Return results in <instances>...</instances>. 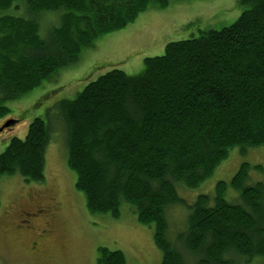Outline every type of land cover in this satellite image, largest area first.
<instances>
[{
	"label": "trees",
	"instance_id": "obj_1",
	"mask_svg": "<svg viewBox=\"0 0 264 264\" xmlns=\"http://www.w3.org/2000/svg\"><path fill=\"white\" fill-rule=\"evenodd\" d=\"M170 1L0 0V120L11 112L7 102L76 63L98 37ZM240 2L247 8L228 27L170 42L163 55L145 59L141 73L111 69L57 104L88 210L117 218L122 203L131 204L138 220L154 226L161 264L264 257V182L245 185L249 163L218 182L214 197L198 195L187 229L168 238L167 209L184 203L176 185L197 187L236 145H264V0ZM53 11L60 22L42 35L49 25L42 17ZM28 129L0 154V178L18 172L44 181L51 128L36 117ZM230 186L242 202L224 195ZM126 262L122 250L100 247L99 264Z\"/></svg>",
	"mask_w": 264,
	"mask_h": 264
},
{
	"label": "rangeland",
	"instance_id": "obj_2",
	"mask_svg": "<svg viewBox=\"0 0 264 264\" xmlns=\"http://www.w3.org/2000/svg\"><path fill=\"white\" fill-rule=\"evenodd\" d=\"M170 2L162 8L151 6L126 27L101 35L93 46L83 49L76 63L60 68L43 85L6 103L11 112L0 120V127L10 119L17 123L0 132V154L15 136L26 137L36 117H42L51 128V141L46 149L44 181H26L18 172L0 178V264H44L39 259H29L31 238L22 235L18 228L17 205L30 201L47 203L53 215V233L47 241L53 256L50 264H99L100 247L122 250L127 257L126 264L162 263L163 254L155 243L154 226L138 220L131 204L123 202L121 216L117 218L110 212L92 214L88 210L85 193L76 186L77 173L68 165L67 128L58 116L57 104L75 98L91 81L111 69H122L130 75L141 73L145 59L163 55L168 43L197 38L208 29L228 27L247 8L240 0ZM50 14L42 17L49 24L44 23L45 29L41 27L42 35L51 30V25L60 22V12ZM244 163L251 165L245 185L264 182V145L249 146L245 151L236 145L200 185L192 189L183 182L176 185L184 203L167 209L170 241L173 242V235L187 229L188 205L203 193L214 197L216 184L229 183ZM224 195L231 202H242L232 186ZM239 258L243 260L237 258L238 264H264L263 256H255L250 262L245 257Z\"/></svg>",
	"mask_w": 264,
	"mask_h": 264
},
{
	"label": "flooded vegetation",
	"instance_id": "obj_3",
	"mask_svg": "<svg viewBox=\"0 0 264 264\" xmlns=\"http://www.w3.org/2000/svg\"><path fill=\"white\" fill-rule=\"evenodd\" d=\"M18 229L22 235L31 238L29 259H39L44 264H50L53 256L49 252L47 241L53 233L52 218L49 205L45 202L18 205ZM37 257V258H34Z\"/></svg>",
	"mask_w": 264,
	"mask_h": 264
},
{
	"label": "water",
	"instance_id": "obj_4",
	"mask_svg": "<svg viewBox=\"0 0 264 264\" xmlns=\"http://www.w3.org/2000/svg\"><path fill=\"white\" fill-rule=\"evenodd\" d=\"M16 122V120L14 119H11V120H8L7 122H5L4 124H3V126L0 128V132H2L3 131V129L4 128H6V127H10V126H13L14 125V123Z\"/></svg>",
	"mask_w": 264,
	"mask_h": 264
}]
</instances>
